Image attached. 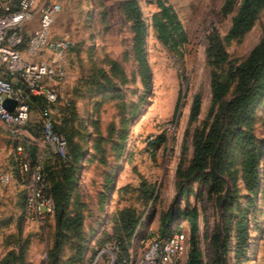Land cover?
I'll return each mask as SVG.
<instances>
[{
	"label": "rangeland",
	"instance_id": "374dc122",
	"mask_svg": "<svg viewBox=\"0 0 264 264\" xmlns=\"http://www.w3.org/2000/svg\"><path fill=\"white\" fill-rule=\"evenodd\" d=\"M58 1L63 10L52 27V38L68 41L70 47L65 57L69 74L57 91L63 99L60 105L69 103V109L65 122L57 120L58 109L50 108L49 115L62 128V135L71 138V151L79 154L63 214L81 217L82 225L79 232L66 231L57 223L55 212L44 219L26 214L17 140L7 133L14 144L12 151H0V170L12 172L10 181L0 185V264L6 259L13 264H53L51 252L57 256L54 264H72V258L73 264H114L115 219L127 206L142 215L128 248L129 258L123 262L139 264L148 242L160 237L159 217L170 205L173 209L197 207L196 238L203 264H264L263 184L260 181L256 193L246 188L240 145L232 150L231 173L225 172L227 185L234 184L237 190L229 195L233 200L228 220L216 194L194 175L182 183L190 192L175 194L178 163L181 160L185 169L191 161L193 132L205 126L212 104L209 35L214 29L228 61L243 60L264 37V7L250 30L227 39L237 1L232 11L223 13L224 0H135L144 23L143 53L150 75L146 87L137 55L136 25L128 12L130 0ZM159 1L174 15L168 27L176 47L167 45L154 28V16L161 11ZM35 27L31 21L26 30ZM218 72L224 76V67ZM196 96L200 111L191 118ZM44 120L37 109H31L25 125L28 136L21 139L28 146L26 158L41 164L54 160L51 146L39 133ZM251 130L264 149V99L253 110ZM162 134L166 140L156 141ZM142 179L159 192L154 204L138 200L133 190H121L126 185L138 187ZM248 197L254 199L249 206ZM243 209L248 219L247 251L237 255L235 223ZM170 226L186 234L189 248V223L177 218Z\"/></svg>",
	"mask_w": 264,
	"mask_h": 264
},
{
	"label": "trees",
	"instance_id": "16d2710c",
	"mask_svg": "<svg viewBox=\"0 0 264 264\" xmlns=\"http://www.w3.org/2000/svg\"><path fill=\"white\" fill-rule=\"evenodd\" d=\"M238 3L235 15L232 18L230 28L226 34L227 39L237 38L251 29L255 23L258 13L264 7V0H224L222 5L223 13L233 10L235 3ZM160 13L154 16L153 25L158 31L161 39L170 47H176V40L172 37L168 22L174 17L170 8L161 1ZM128 12L136 25V47L137 55L141 64L142 81L146 87L149 85V67L143 53L144 23L141 19L139 9L135 0L128 2ZM70 47V46H69ZM207 55L212 64L211 72V108L208 112L205 126L196 129L192 135V157L184 169L180 160L176 170L178 181L176 182L177 195L186 196L190 189L182 186L183 180L190 175L199 178L203 183L208 184L211 192L217 196L219 206L224 211L225 219L231 209L233 198L229 197L230 192L237 194L235 185H227L225 172L230 174V162L232 150L240 145L243 151V179L246 188L256 193L259 183L262 181L264 191V175H260V166L264 168V149L257 145L255 135L251 130V121L255 106L264 99V37L249 51L247 56L239 62L227 60V53L218 35L213 29L209 35ZM226 65V67L224 66ZM224 67L225 74L222 76L218 68ZM27 102L31 109H37L44 119L49 118L52 130L62 135L63 130L58 123L51 119L49 109L56 107V117L59 122H65L69 103L60 105L57 102L49 101L43 94L30 93ZM200 111V100L196 96L190 111V117H195ZM44 122V121H43ZM43 125V124H42ZM42 127L39 131L41 133ZM66 140V156L64 158L53 153L54 160H45L42 167V174L46 180V193L54 202V212L57 214V223L66 231H76L82 225L79 216L64 217V206L67 203L66 190L71 186L77 169L79 154L72 149L70 137ZM166 140L164 134L157 137L156 141ZM70 147V150L68 149ZM35 149V148H34ZM31 165L36 162L29 160ZM264 174V173H263ZM232 189V190H231ZM122 191L133 190L136 198L145 204L152 200L154 204L159 192L147 185L142 179L138 187L126 185ZM104 197V194H102ZM253 197L247 198V205L253 204ZM142 213L135 207L127 206L118 211L115 219L114 239L118 245L114 264H125L123 259L129 258L128 248L137 229ZM197 207L168 208L161 212L159 217V236L164 238L172 232L171 222L174 219H185L190 225L189 248L187 251V264H203L201 253L197 245L196 231L198 229ZM247 216L245 209L238 215L235 223L236 254L247 251ZM226 232L228 226L225 227ZM56 247V245H55ZM52 251H56L54 248ZM82 254V248L78 246L77 256ZM11 255V253H10ZM53 264L57 261L55 252L50 253ZM70 260L73 264V260ZM2 264H13L6 259Z\"/></svg>",
	"mask_w": 264,
	"mask_h": 264
},
{
	"label": "built area",
	"instance_id": "2783aa9c",
	"mask_svg": "<svg viewBox=\"0 0 264 264\" xmlns=\"http://www.w3.org/2000/svg\"><path fill=\"white\" fill-rule=\"evenodd\" d=\"M62 10L58 0H0V71L4 74L0 75V121L13 136L24 134L31 112L27 102L30 93L63 103L54 85L66 77L65 57L70 43L52 38V27ZM34 20L37 26L28 32L26 25ZM47 82L54 85L45 87ZM12 105L10 110L8 106ZM41 136L55 154L66 156V140L52 130L49 118L43 122ZM16 153L18 173L26 190V214L44 219L54 212V202L46 193L41 164L31 165L22 145ZM10 178V174L0 170V185L8 183ZM187 251L186 234L172 231L164 238L150 240L139 264H187Z\"/></svg>",
	"mask_w": 264,
	"mask_h": 264
},
{
	"label": "crops",
	"instance_id": "0c3cea01",
	"mask_svg": "<svg viewBox=\"0 0 264 264\" xmlns=\"http://www.w3.org/2000/svg\"><path fill=\"white\" fill-rule=\"evenodd\" d=\"M35 21V23H36V26H37V20H34ZM67 64V63H66ZM68 74H69V68H67V70H66V77H65V79L64 80H66V78L68 77ZM0 75H4L1 71H0ZM6 76V75H5ZM8 78H10V79H12L15 83L17 82L16 81V79L15 78H13V77H11V76H7ZM62 84H63V82L61 83H59V84H57V85H54V83H52V82H47L46 84H45V87L46 86H55L57 89H60L61 87H62ZM58 104H61V103H59V102H57ZM58 108L56 107L55 108V110H57ZM3 132L4 133H6V135L5 134H3ZM7 133L10 135V136H12L13 138H15L16 140H17V142H16V150H17V147L19 146V145H22L23 147H24V149H25V151H27V145H25V144H22L21 143V139L23 140V137H26V135L28 136V134H26L25 133V131H24V134H23V136L22 137H16V136H13V135H11L8 131H7V129L5 128V126H4V124L0 121V151H5V152H10V151H12V146H13V144L14 143H12L10 140H11V137L10 136H7ZM30 136V135H29ZM26 155H27V153H26ZM2 172H5V173H8V174H10V176L12 177V172H10V171H2ZM11 179V178H10Z\"/></svg>",
	"mask_w": 264,
	"mask_h": 264
},
{
	"label": "water",
	"instance_id": "95a60500",
	"mask_svg": "<svg viewBox=\"0 0 264 264\" xmlns=\"http://www.w3.org/2000/svg\"><path fill=\"white\" fill-rule=\"evenodd\" d=\"M18 85H21V87H23L25 90H27V89L25 88V85H24V84H20V83H18ZM7 102H8V100H5V104H7ZM8 108L11 110V109L13 108V105H12V106H8Z\"/></svg>",
	"mask_w": 264,
	"mask_h": 264
}]
</instances>
